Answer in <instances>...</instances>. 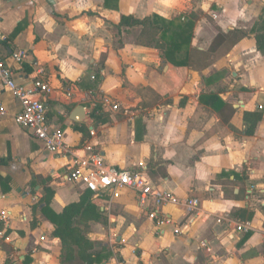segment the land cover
Wrapping results in <instances>:
<instances>
[{"label": "crops", "instance_id": "obj_1", "mask_svg": "<svg viewBox=\"0 0 264 264\" xmlns=\"http://www.w3.org/2000/svg\"><path fill=\"white\" fill-rule=\"evenodd\" d=\"M122 16L142 22L121 24ZM190 21L189 49L208 50L219 29L247 35L198 71L167 60L161 38ZM0 35L15 81L49 86L41 97L47 123L76 155L91 148L180 200L155 205L127 188L91 191L99 215L85 222L92 264H264V0H0ZM19 50L26 57L16 62ZM212 93L234 110L228 122ZM0 98L8 186L0 184V212L8 214L0 264H61L40 178L55 214L88 189L68 180L73 155L45 152L15 123L19 103L1 84ZM79 104L86 122L69 118ZM192 199L196 207L185 204ZM241 223L250 228L238 231Z\"/></svg>", "mask_w": 264, "mask_h": 264}, {"label": "built area", "instance_id": "obj_2", "mask_svg": "<svg viewBox=\"0 0 264 264\" xmlns=\"http://www.w3.org/2000/svg\"><path fill=\"white\" fill-rule=\"evenodd\" d=\"M1 39L4 37L0 35ZM11 55L16 62H21L26 57V53L20 50L12 52ZM0 84L19 103V109L14 115L16 124L31 131L42 142L45 152L74 156L68 166V180L80 183L94 193L113 191L118 188L131 189L139 195L141 201L151 199L155 205L180 202L172 192L157 189L140 170L120 169L108 165L103 156L98 152H93L91 148H88L91 153L86 157L76 155L65 142L62 131L51 128L47 123L46 107L41 97L43 94L49 93V86L39 78L32 80L29 85L17 83L13 78L12 70L4 63L1 54ZM6 113V107L0 98V119ZM185 204L196 207L198 201L196 199L187 200ZM151 216H154V213ZM7 220L8 214L0 212V224ZM235 228L238 231H247L250 225L241 223L237 224Z\"/></svg>", "mask_w": 264, "mask_h": 264}, {"label": "trees", "instance_id": "obj_3", "mask_svg": "<svg viewBox=\"0 0 264 264\" xmlns=\"http://www.w3.org/2000/svg\"><path fill=\"white\" fill-rule=\"evenodd\" d=\"M141 22L138 20H130L127 16H122L120 23L139 24ZM167 25L172 26L174 23L169 21ZM191 28L192 22H186L177 25V30L169 32V34L163 30L161 38L163 40L166 38L167 48L164 56L167 60L175 65L189 66L198 71L224 56L235 44L247 35L246 31L240 28H234L228 32L219 29L208 50H195L187 48L191 38ZM210 95L216 111L221 112L225 108L228 109V113L223 119L224 122H228L234 110L229 108L217 95L213 93ZM81 131L85 135L86 131L84 129ZM40 179L42 183H45L46 191L44 197L45 204L42 206V212L55 225L53 234L61 242V264H92L95 260L92 251L93 245L85 236L84 229L87 226L85 222L88 219L98 218L99 215L94 212L95 207L90 200L91 191L87 190L79 202L68 204L61 213L55 214L48 208L49 197L51 195V190L46 184L48 179ZM0 184L3 190H8V186L1 176ZM0 229L4 230L2 234V237H4L7 230L4 229V226H0ZM1 247L8 254L12 251V248L7 244H1Z\"/></svg>", "mask_w": 264, "mask_h": 264}, {"label": "water", "instance_id": "obj_4", "mask_svg": "<svg viewBox=\"0 0 264 264\" xmlns=\"http://www.w3.org/2000/svg\"><path fill=\"white\" fill-rule=\"evenodd\" d=\"M89 117V111L84 105L75 106L70 112L69 118L75 122H86Z\"/></svg>", "mask_w": 264, "mask_h": 264}, {"label": "rangeland", "instance_id": "obj_5", "mask_svg": "<svg viewBox=\"0 0 264 264\" xmlns=\"http://www.w3.org/2000/svg\"><path fill=\"white\" fill-rule=\"evenodd\" d=\"M241 1H242V0H241ZM134 35H135V34L132 32V34H130L131 37L129 36V38L134 39ZM111 101H112V102H111ZM109 102H110L111 104H113L114 101L111 99Z\"/></svg>", "mask_w": 264, "mask_h": 264}]
</instances>
